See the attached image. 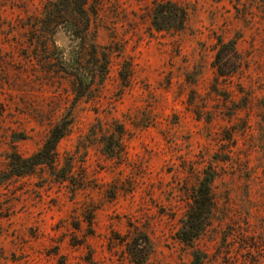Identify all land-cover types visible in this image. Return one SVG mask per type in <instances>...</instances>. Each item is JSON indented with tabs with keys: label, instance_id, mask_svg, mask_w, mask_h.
I'll return each mask as SVG.
<instances>
[{
	"label": "rangeland",
	"instance_id": "rangeland-1",
	"mask_svg": "<svg viewBox=\"0 0 264 264\" xmlns=\"http://www.w3.org/2000/svg\"><path fill=\"white\" fill-rule=\"evenodd\" d=\"M47 1L0 0V170L70 109L57 149L74 178L37 167L0 184V264H134L129 225L152 242L143 264H193V250L201 264H264V0H172L187 11L179 32L152 29L158 0H89L85 42L111 53L102 84L78 100L41 46L67 56L81 40L62 24L43 31ZM218 40L240 60L225 77ZM115 124L119 159L101 148ZM205 170L214 206L191 247L177 230Z\"/></svg>",
	"mask_w": 264,
	"mask_h": 264
},
{
	"label": "trees",
	"instance_id": "trees-1",
	"mask_svg": "<svg viewBox=\"0 0 264 264\" xmlns=\"http://www.w3.org/2000/svg\"><path fill=\"white\" fill-rule=\"evenodd\" d=\"M88 2L89 0H48L44 4L41 18L43 31L50 32L62 24L71 36L81 40L67 56L57 51L55 47L50 48L47 42H42L41 46L48 63L53 66V71L70 77L74 100L88 96L93 85L102 84L110 61L111 52L106 46L85 42L84 34L90 22L87 10L91 6ZM186 17L187 11L181 4L172 0H158L153 3L151 9L150 25L158 32H179L184 28ZM239 62L234 42L218 40L213 58L217 76L231 75L236 71ZM128 75H122V78L125 80ZM72 121V112L68 109L50 126L41 145L34 152L28 155L10 153L7 156V169L0 170V184L10 176L33 173L37 167L46 168L56 182L72 183L73 160L70 156H60L57 149L60 139L70 131ZM123 135V126L115 124L108 135L102 136L101 148L106 155L117 159L122 157ZM214 177L213 171L205 170L199 178L192 190L187 213L177 230V239L191 247L210 222L214 206L211 192ZM122 241L129 260L134 264H143L152 251V242L148 234L132 225H129V230ZM192 253V263L201 264L199 252L193 250Z\"/></svg>",
	"mask_w": 264,
	"mask_h": 264
}]
</instances>
